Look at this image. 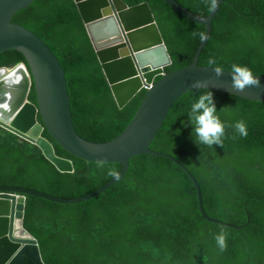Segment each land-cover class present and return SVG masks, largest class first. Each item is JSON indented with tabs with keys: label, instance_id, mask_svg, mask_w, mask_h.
<instances>
[{
	"label": "trees",
	"instance_id": "trees-1",
	"mask_svg": "<svg viewBox=\"0 0 264 264\" xmlns=\"http://www.w3.org/2000/svg\"><path fill=\"white\" fill-rule=\"evenodd\" d=\"M129 6L148 2L172 65L170 73L192 64L205 36L197 24L163 0H123ZM199 18L211 0H176ZM38 35L66 73L73 122L92 141H107L133 119L145 91L119 109L74 0H35L12 19ZM195 33V35H193ZM213 58L216 65L207 61ZM26 63L15 50L0 54V68ZM199 64L247 66L264 75V0H222ZM160 78H158L159 80ZM212 91L217 115L225 123L223 147L197 144L188 117L199 95ZM29 100L36 103L32 89ZM224 107V110L220 109ZM243 120L248 134L233 127ZM41 121V120H40ZM56 154L72 160L74 171H61L41 149L0 128V185L38 189L60 197L88 194L121 170L120 162L87 161L56 143ZM151 148L169 152L197 178L206 212L241 229L208 221L198 206L190 176L172 160L149 153L131 158L120 180L101 194L74 204L26 195L24 228L40 247L46 264H264V103L207 89H195L172 107ZM224 229L227 248L215 236Z\"/></svg>",
	"mask_w": 264,
	"mask_h": 264
},
{
	"label": "water",
	"instance_id": "water-1",
	"mask_svg": "<svg viewBox=\"0 0 264 264\" xmlns=\"http://www.w3.org/2000/svg\"><path fill=\"white\" fill-rule=\"evenodd\" d=\"M34 1L0 0V54L15 50L26 60L14 67L0 68V128L38 146L61 171H74V164L71 159L56 154L52 141L43 135L44 130L74 156L92 162H120L123 166L99 188L79 197H60L29 187L0 185V264H46L38 240L24 228L26 195L63 204L89 200L123 178L131 158L142 153L166 157L190 176L204 219L236 229L249 224L247 221L236 225L211 217L205 210L202 189L195 175L171 153L151 148L172 107L196 89L193 88L195 81L206 84L200 89L264 103V75L253 74L259 77L260 87L240 92L232 87L231 71L223 70V75L217 77L214 67L199 64L222 0H216V7L205 18L193 15L176 0H163L187 19L206 27L192 64L170 73L166 68L172 65V58L148 2L129 6L123 0H74L118 108L123 109L145 91L128 126L107 141H92L78 133L61 63L38 35L12 21ZM32 89L36 103L29 100Z\"/></svg>",
	"mask_w": 264,
	"mask_h": 264
},
{
	"label": "clouds",
	"instance_id": "clouds-1",
	"mask_svg": "<svg viewBox=\"0 0 264 264\" xmlns=\"http://www.w3.org/2000/svg\"><path fill=\"white\" fill-rule=\"evenodd\" d=\"M216 7V0H211L210 8ZM195 35V33H193ZM201 39H204V34L200 33ZM207 63L216 65V60L210 58ZM214 71L217 77L223 75V68L221 66L214 67ZM232 74V87L240 92H243L246 88L260 87V79L258 76H254L251 69L247 66L239 64H233L231 66ZM206 87V84L202 81H195L193 88L200 89ZM224 110V107L220 109ZM188 117L191 123L194 125L195 137L194 141L199 144H205L208 146L220 145L223 147V139L225 135V123L221 121L217 115V108L214 102V94L212 91H207L199 95L198 99L192 103L191 109L188 112ZM235 129V131L242 137H246L248 134L247 125L243 120L236 121L234 125H229ZM97 165L99 167L104 166V161L98 160ZM109 175L115 176L116 172L110 170ZM217 246L220 251H224L227 248L226 233L224 229L215 236Z\"/></svg>",
	"mask_w": 264,
	"mask_h": 264
},
{
	"label": "built area",
	"instance_id": "built-area-1",
	"mask_svg": "<svg viewBox=\"0 0 264 264\" xmlns=\"http://www.w3.org/2000/svg\"><path fill=\"white\" fill-rule=\"evenodd\" d=\"M16 136H17V138L19 139V140H22V141H24V140H26V141H28L26 138H24L23 136H20V135H18V134H15Z\"/></svg>",
	"mask_w": 264,
	"mask_h": 264
}]
</instances>
